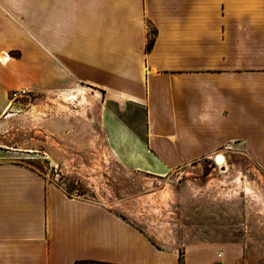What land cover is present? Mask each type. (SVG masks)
<instances>
[{
  "label": "crops",
  "instance_id": "obj_1",
  "mask_svg": "<svg viewBox=\"0 0 264 264\" xmlns=\"http://www.w3.org/2000/svg\"><path fill=\"white\" fill-rule=\"evenodd\" d=\"M75 86L102 95L109 138L134 168L163 173L246 139L264 156V0H0V121L15 90ZM128 106L144 110V136ZM85 259L180 264L101 201L0 161V264Z\"/></svg>",
  "mask_w": 264,
  "mask_h": 264
},
{
  "label": "rangeland",
  "instance_id": "obj_2",
  "mask_svg": "<svg viewBox=\"0 0 264 264\" xmlns=\"http://www.w3.org/2000/svg\"><path fill=\"white\" fill-rule=\"evenodd\" d=\"M10 97L16 104L0 121V161L28 166L71 195L101 201L158 248L179 254L180 264L195 250L215 256V264H264V156L252 154L250 139L217 150L226 156L225 169L212 152L148 172L128 165L125 150L109 138L105 101L94 90ZM120 111L144 136V110Z\"/></svg>",
  "mask_w": 264,
  "mask_h": 264
},
{
  "label": "trees",
  "instance_id": "obj_3",
  "mask_svg": "<svg viewBox=\"0 0 264 264\" xmlns=\"http://www.w3.org/2000/svg\"><path fill=\"white\" fill-rule=\"evenodd\" d=\"M154 43V39H150L147 49L150 50L152 45ZM75 264H117L113 262H107V261H101V260H90V259H85V260H79L76 261Z\"/></svg>",
  "mask_w": 264,
  "mask_h": 264
},
{
  "label": "bare ground",
  "instance_id": "obj_4",
  "mask_svg": "<svg viewBox=\"0 0 264 264\" xmlns=\"http://www.w3.org/2000/svg\"><path fill=\"white\" fill-rule=\"evenodd\" d=\"M6 57H3V58H6ZM66 99L65 98H58V101L60 102V104H63V103L69 104L68 102H66ZM217 160H218L219 163L222 164L220 166H223V165L226 166V162L224 163V161L226 160V158H225V156L223 154H221L220 156H218L217 157ZM252 188H254V187L252 186Z\"/></svg>",
  "mask_w": 264,
  "mask_h": 264
},
{
  "label": "built area",
  "instance_id": "obj_5",
  "mask_svg": "<svg viewBox=\"0 0 264 264\" xmlns=\"http://www.w3.org/2000/svg\"><path fill=\"white\" fill-rule=\"evenodd\" d=\"M31 91L30 90H27V89H20V90H15L12 92V95L14 98H18V97H21V96H26L30 93Z\"/></svg>",
  "mask_w": 264,
  "mask_h": 264
},
{
  "label": "water",
  "instance_id": "obj_6",
  "mask_svg": "<svg viewBox=\"0 0 264 264\" xmlns=\"http://www.w3.org/2000/svg\"><path fill=\"white\" fill-rule=\"evenodd\" d=\"M220 155H221V153L219 152V153H217V154L215 155V157H214V161H215V163H216L217 165H220V164L218 163V161H217V157L220 156ZM224 163H225V161H224ZM224 163H223V164H224ZM222 168L225 169V166L223 165Z\"/></svg>",
  "mask_w": 264,
  "mask_h": 264
}]
</instances>
